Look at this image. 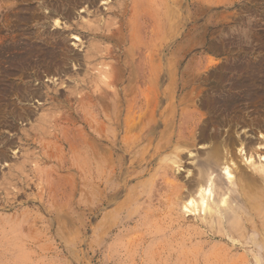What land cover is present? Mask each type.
<instances>
[{"label": "rangeland", "instance_id": "rangeland-1", "mask_svg": "<svg viewBox=\"0 0 264 264\" xmlns=\"http://www.w3.org/2000/svg\"><path fill=\"white\" fill-rule=\"evenodd\" d=\"M181 1L180 26L175 35L164 34L158 59L157 54L155 58L150 52L149 58L147 54L140 56L132 43L128 44L127 28L117 20L120 17L107 13L111 1L91 5L86 0H0V183L2 175L12 168H23L24 160L28 165L25 169L36 171L32 189L26 187L23 178L17 179L14 185L17 188L11 187L21 193L13 198L21 211L33 207L28 198L34 201L33 210L38 218L36 264H264V246L257 245L258 239H264L260 232L249 231L244 237L235 234L232 238L238 239V244L232 245L230 237L222 241L210 233V225L200 226L199 219L188 218L182 207L184 202L172 213L170 189L165 180L172 175L173 165L164 160L169 153L156 151L166 133L181 135L186 140L191 133V142L196 138L195 147H186L182 154L177 179L184 184L189 171H196L194 166L203 158L200 157L203 150L209 149L210 129L217 128L226 137L227 133L233 135L239 126V134L245 135L247 131L248 136L262 141L264 147V0ZM100 17L103 21L110 17L114 26L123 28L108 39L95 38L81 27L83 20L94 22ZM56 42L62 47L57 58L51 59ZM94 44L99 45L101 53L99 64L93 69L83 61ZM107 50L113 51V57L107 56ZM156 62H161L163 69L160 103H154L156 99L151 92L150 106L141 110L152 119L148 121L149 117L143 116L127 134L122 120L117 119L115 150H110L108 143L100 149L102 156L106 155V163L96 179L103 187L95 188L91 182L86 195L78 154L84 128L81 94L96 85L111 86L120 91V99L128 90V100L135 104L138 95L143 98L142 91L149 93ZM249 75L251 78L246 81ZM245 84L256 85L261 93L252 100L241 98L243 93L238 96L237 92ZM227 94H232L228 112L224 106V102H229ZM215 98L220 101H216V107ZM210 105L214 108L212 112ZM231 123L232 126L237 123L233 130ZM105 125L101 124V133L107 134ZM124 136L139 142L137 165L132 163V150L125 147ZM147 149L156 151L153 166L148 164ZM259 153L264 156V149ZM115 190L118 193L113 199Z\"/></svg>", "mask_w": 264, "mask_h": 264}, {"label": "bare ground", "instance_id": "bare-ground-1", "mask_svg": "<svg viewBox=\"0 0 264 264\" xmlns=\"http://www.w3.org/2000/svg\"><path fill=\"white\" fill-rule=\"evenodd\" d=\"M86 1H88L92 5L98 1H103V0H86ZM107 1H111V3L108 5L110 7L108 8L107 13H109V15L115 14L116 17H118V16L120 17V19H117V18L116 19L119 20V22L121 21L120 24H123L126 26L127 33L126 34L124 33V34H125V37H127V42H128V44L132 43L131 45L136 49L135 51H137L139 53L138 55H140V56L142 55L144 57V56H146L147 53L150 52V55L154 53L152 56L155 57V54H157L158 59L161 58L160 51H161V46L163 44L164 34L169 32L170 35H175L177 33L178 27L180 26L179 25V16H180V9L182 7L180 2H182V1L181 0H116L114 4H112L113 0H107ZM75 2H77V1H75ZM76 6H77V4H76ZM102 18H104V17H102ZM117 20H116V22H117ZM56 23L58 25L60 24L59 22H56ZM114 25H116V24L110 19V17L105 19L104 21L100 17V18H97L94 22H92L90 20H87V21L83 20L81 27L83 26L82 28L86 29L87 32H89L90 34H93L95 38L96 37H103V38H108V39L111 38L112 39L113 36L115 35V33L123 28L121 25L119 27L114 26ZM120 35H121V33H120ZM52 45H51V47H52ZM53 46H54V49H53V51H51V54H52L51 59H56L57 58L56 54H57V52H59L58 50H60L62 46L60 43H57V42H56V45H53ZM98 46L99 45L94 44V47L92 48V50L88 51L86 56H84L83 62H85L89 67H92L93 69L97 67V64H99V63H97V61H99L97 59L99 58V56H100L99 54L101 53V51L98 49ZM105 49H106V47H105ZM129 50L131 51V49H129ZM103 52L105 53V51H103ZM106 53H107V56L113 57V51L112 50H107ZM44 54H47V53H44ZM132 54H133V51H132ZM70 55H72V54H70ZM103 56H105V55L102 54V57ZM133 57H134V55H133ZM147 57L149 58L148 54H147ZM125 58H126V56H125ZM45 60H46V58H45ZM124 60H123V62H124ZM54 62H55V60H54ZM57 62H58V60H57ZM154 63L155 62H153V64ZM161 70H163L161 62H158V63L156 62V64L153 66V73L152 74H154L155 77H154V81L152 83V87L149 88L150 89L149 93L142 91V97L143 98H140V96L138 95L137 99L135 100L136 101L135 104H132L129 102L128 90L127 91L124 90L125 92H123V94H122V99H120L119 98V95H121L120 91L111 88V86L109 87V86H104V85L103 86L96 85L93 88H88V90H86L83 95L81 94V97H80V105H81L80 115H81V119L83 122L82 125L84 126V128H83V137H82L81 142H80L81 152L79 151L78 154L79 153L81 154L80 160L82 161V165H83L81 167L83 175H81V176L83 177L82 181L84 179L86 195L88 192L87 189H91V186H90L91 182L92 183L94 182L95 188L96 187L97 188L103 187V184H101V181H99V180L97 181L98 176H99L97 174V172L106 163V161L104 159L106 156L105 155L106 153L104 154L105 156H102L103 154L100 151V149L103 145L108 143L107 145L110 146V150L111 149L115 150V148L117 146V140L115 139V137H116L117 128L119 127L118 126L119 124H117V122H116L117 119L122 120L123 126L125 127V131H126L125 133L126 134H127V131L129 132V129L131 128V126H135L139 120L142 121L141 118H143V116L149 117L148 121L152 119V118H150V116L142 113L141 110L143 111L144 109H147L148 106H150L149 96H150L151 92L154 95L153 97H155V99H156V102H154V103H157V104L160 103L161 91H160L159 85H160L161 80H162L161 79ZM101 77H102V75H101ZM250 78H251V75H249L248 79H245V80L249 81ZM91 79H92V77H91ZM98 81H99V79H98ZM131 81H129V84ZM109 82H110V80H109ZM90 84H92V83H90ZM133 87H134V85H133ZM243 87L245 89L242 88L239 92H237L238 96H241L240 92L243 93V96L241 98H244V99L250 98V100H252V98L256 97L257 95H259L261 93V89H259V87H257L256 85L254 87L253 86L249 87L245 84V85H243ZM128 89H129V87H128ZM131 89H132V87H131ZM233 89H235V88H233ZM146 91L148 92V89ZM224 93H226V92H224ZM232 94L230 96L228 94L226 95L229 98L228 99L229 102H224V106L227 107V108L225 107L226 112H228L229 108L232 107L231 106L232 102L230 100ZM216 97L221 98L222 96L217 95ZM262 97L264 98V96H262ZM218 100L217 99L215 100V107H216V101H217V103H220V101H218ZM232 100H234L233 97H232ZM132 102H134V101H132ZM211 103L212 102H210V104ZM138 104L140 105V107L137 106ZM78 109H79V106H78ZM153 109H152V111H153ZM213 109H214L213 106L210 105V112H212ZM216 110L219 111L218 108ZM220 110H222V109H220ZM222 112H224V111H222ZM124 113H125V115H124ZM146 113H148V112H146ZM151 114L153 116V113H151ZM219 114H221V113H219ZM122 115H124V116H122ZM228 115H229V113H228ZM154 116H153V118H154ZM146 117H144L143 120H145ZM155 118H157V116ZM233 118L234 117H232L231 119L233 120ZM176 119H177V117H176ZM212 119L213 118H211V121H212ZM218 119L214 120V121H218ZM119 121H118V123H119ZM233 122H234V120H233ZM221 123H222V121H221ZM101 124H106L105 128L108 131L107 134L101 133ZM147 124H148V122H147ZM217 124H219V123H217ZM235 124H237V123H234V125ZM209 125H211V124H209ZM225 125H226V122H225ZM238 125H239V123H238ZM149 126H151V124ZM233 126L231 123L230 127H232V128H230V129L233 130ZM138 128H139V125H138ZM140 128H139V130H140ZM235 128L236 127H234V130H235ZM237 128H238V130L237 131L235 130L233 135H228V133H227L226 137H225V135L222 137V135L220 133L221 130H218L217 128L210 129L211 131H210V138H209V141H210L209 149L207 151L203 150L205 152L203 153L202 156H200L201 158L202 157L203 158L200 159L199 162H197L196 165L194 166L196 168V171L195 172H193L191 170L189 171V175L186 177L184 184H181L179 182L180 180L177 179L178 171H180L181 166H182L181 165L182 164V162H181L182 154L186 150V147L192 146V145L195 147L196 138H195V140H193L194 139L193 138L192 139L193 141L191 142V137H192L191 133H189V134L187 133L188 134L187 140L181 138V135H177L174 133V135L172 136L171 133L169 135L166 133L167 135L164 134L165 136H163L162 138L160 137L162 139L163 143H161L160 146H158L157 150L155 149L156 151L162 150L165 153L166 152L169 153L166 156V158H164V160H166L167 163H170L171 165H173V172L171 171L172 175L170 176V178H167L165 180L166 181L165 184L170 189L171 199L170 198H168V199L172 203V204L171 203L169 204V205H171L170 210H173L172 213H174V211L179 209L180 203L184 202L185 204H184V206L182 205V207L189 214V215H187V216H189L188 218L194 216L193 219L194 218L199 219V220H197V223L200 224V226H205L206 224L210 225V233H212L214 236L218 237L222 241H224V237H230V239H231L230 242H232L231 243L232 245L238 244V239L235 240L232 238V236L235 234H237L239 237H244L249 231H257V232H260L262 235H264V156L261 153H259L261 151V149H264L263 144H262L263 142L261 140L260 141L262 143L257 142V139L255 137H253L251 134H250V136H248L247 131L246 132L244 131L245 135H241L242 133L239 134L238 131L241 128H239V126ZM243 130H245V129H243ZM226 132H229V131L226 130ZM152 133L150 131V134H152ZM131 135H133V133ZM128 137H130V136H128ZM128 137H125L126 138L125 147L127 148V150L128 149L132 150V152H131L132 163L137 165V158H138V156H140L139 155L140 149L137 148V146H139L138 145L139 142L138 143L135 142L134 141L135 138L132 140V139H130L131 137L130 138H128ZM203 138L204 137H202L200 139L202 140ZM122 139H121V141H122ZM262 139H264V138H262ZM148 141H150V139H148ZM204 141H206V140L204 139ZM149 143H151V142H149ZM123 144H124V141H123ZM119 146H120V144H119ZM78 147H79V144H78ZM80 148H79V150H80ZM107 148L109 149V147H107ZM259 149H260V151H259ZM148 151H149V155H150V161L148 162V164L150 166L151 165L153 166L154 160L152 157L154 156L156 151H154V150H153L154 152H152L151 150H148ZM108 155H109V153H108ZM190 155H192V154H190ZM145 156L147 157V155H145ZM2 158H4V157L2 156ZM183 158H184V156H183ZM195 158H196V156H195ZM106 160H107V158H106ZM106 165H108V164H106ZM22 166H23V168H21V169L17 170V169L12 168L11 171H8L9 172L8 174L2 175L3 178H2V181L0 183V264H36V260H37L36 242H35L36 241L35 238L37 236H35V232H36V230H38V229H36V224L38 223L36 219H38V218L36 217V214H35L36 212H34V210H33V208H35L34 207V201L32 198H30V199L28 198V200H27L28 203L30 205H32L33 207L27 208V210L25 212L21 211L19 208V205L17 204L18 202L13 201L14 200L13 198L20 195L21 193L19 194V192H14V190H12L14 188L11 189V187H13L14 185L17 184V182H16V181H18L17 179H20V178H23V181L25 182V185L28 189L29 188L32 189L33 186H35L34 185L35 184L34 179L37 176L36 171H34L33 168L25 169V167L28 166L26 160H24L22 162ZM166 169H167V165H166ZM109 171H110V169H109ZM94 172H95V174H94ZM165 172L166 171H163L162 173H165ZM98 173H100V172H98ZM103 175L104 174H102V176ZM150 179H151V177H150ZM162 179H164V178H162ZM118 180H119V178H118ZM20 182H22V181H20ZM14 187H16V186H14ZM92 187H93V185H92ZM112 188H113L112 190H114L113 185H112ZM16 190H18V189H16ZM158 191L160 192V190H158ZM136 192H137V190H136ZM107 193H108V191H107ZM117 193H118V191H116V190L113 192V199H115ZM164 193H166V192H164ZM3 194L5 195L4 197H2ZM104 194H105V192H104ZM96 196H94V197H96ZM105 196H106V194H105ZM30 197H32V195ZM161 197H162V195H161ZM86 198H88V196ZM83 200H84V197H83ZM165 200H166V198H165ZM88 201L90 202V200H88ZM96 203H97V201H96ZM91 206H93V205H91ZM158 207H157V209H158ZM149 208H148V210H149ZM87 212H88V210H87ZM150 213H151V211H150ZM37 214H39V213H37ZM165 215H166V213H165ZM162 216H163V214H162ZM157 217H159V216H157ZM110 218H107V220ZM104 219H106V217ZM151 219H153V218H151ZM107 220H106V222H104V226L102 228L104 230H105V227L107 226V223H108ZM161 222H163V221H161ZM166 223H165V225H166ZM100 224H102V223H100ZM155 225H154V227H156ZM143 228H145V227H143ZM159 230H160V228H159ZM163 230H165V229L163 228ZM179 231L180 230H178V232ZM198 231H199V229H198ZM141 232H142V230L140 231V233ZM101 233H102V231H101ZM180 233L181 232H179V234ZM187 233H188V231H187ZM177 235H178V233H177ZM137 238H139V236ZM258 244H261L264 246V239H258L257 245ZM152 250H154V249H152ZM253 252H254V250H253Z\"/></svg>", "mask_w": 264, "mask_h": 264}]
</instances>
